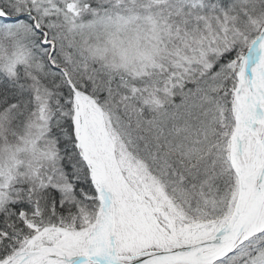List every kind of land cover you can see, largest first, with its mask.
Returning a JSON list of instances; mask_svg holds the SVG:
<instances>
[{
    "label": "snow or ice",
    "instance_id": "obj_1",
    "mask_svg": "<svg viewBox=\"0 0 264 264\" xmlns=\"http://www.w3.org/2000/svg\"><path fill=\"white\" fill-rule=\"evenodd\" d=\"M0 264H264V0H0Z\"/></svg>",
    "mask_w": 264,
    "mask_h": 264
}]
</instances>
